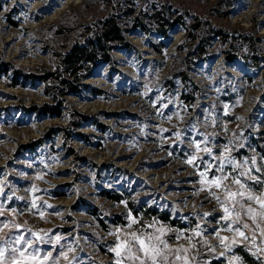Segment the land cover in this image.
<instances>
[{"label": "rangeland", "instance_id": "obj_1", "mask_svg": "<svg viewBox=\"0 0 264 264\" xmlns=\"http://www.w3.org/2000/svg\"><path fill=\"white\" fill-rule=\"evenodd\" d=\"M156 1L198 17L200 27L210 22L232 33L238 57L228 60L225 52L232 48L215 37L209 57L192 63L182 27L167 37L134 29L125 33L131 47L111 51L113 61L95 66L79 91L65 97L61 113L50 115L39 110L55 103L45 83L16 78L17 71L38 76L54 69L56 54L83 41L87 25L107 15L111 0H0V63L10 64L0 76V223L23 225L0 229V243L22 233L42 252L70 247L71 264H140L112 251L118 237L128 239L139 256L127 233H154L162 224L169 229L163 238L170 254L161 264H179L175 254L184 255V248L191 264H229L231 257L238 258L232 264H251L237 247L264 264V236L257 227L264 221L252 220L245 210L246 238L237 236L239 242L223 247L215 232L234 233L211 195L223 192L204 187L200 175L206 167L208 178L221 168L233 175L250 169L241 177L247 189L264 192V0ZM242 34L259 38L255 47ZM75 120L80 125L73 129ZM225 145L243 167L221 164ZM191 155L197 158L189 163ZM224 183L238 187L232 175ZM107 193L124 198L116 201ZM243 203L259 207L247 197ZM143 207L167 213L178 225L143 218ZM197 225L202 236L191 231ZM237 226L243 227L239 221ZM57 234L60 240L50 243ZM59 264H66L63 257Z\"/></svg>", "mask_w": 264, "mask_h": 264}, {"label": "trees", "instance_id": "obj_2", "mask_svg": "<svg viewBox=\"0 0 264 264\" xmlns=\"http://www.w3.org/2000/svg\"><path fill=\"white\" fill-rule=\"evenodd\" d=\"M172 7L171 4L156 0H111L107 15L97 19L93 25H87V29L82 33L83 41L74 42L68 50L56 54L58 63L54 69H46L43 74L38 76L17 71L16 78L22 74L21 77L25 80L35 77L44 82L45 92L51 95L55 103L46 104L39 110L41 113L58 115L61 113L60 109L64 105L65 97L70 93L79 91L82 80L91 75L95 66L102 63L110 64L113 61L111 51L118 47H131L125 33L134 29H141L146 33L155 32L162 37H167L170 30L177 26L182 27L184 30L183 43L187 45L188 54L192 56L190 60L192 63H198L209 57L208 47L215 37L232 48L225 52L228 60L238 57L233 52L235 43L232 42V33L214 28L210 22H206L207 29L205 25L200 27L201 23L198 17H188L189 13H182L179 10L175 12ZM204 31L207 32L205 35H203ZM240 37L249 41L252 46L256 45L259 40V38H253L248 34H242ZM9 66L8 63H0V76L1 73L6 74L8 72ZM186 79L187 76H185L184 81ZM192 84L194 85L193 82ZM194 88H196L195 85ZM184 99L192 102L195 98L193 94H185ZM79 125V120L70 123V127L73 129ZM107 195L116 201H121L124 198L123 193H107ZM140 210L143 218L157 217L172 225H178V222L170 218L167 213H163L154 207H143ZM93 213L99 217L96 211ZM236 252L246 263H257L252 256L243 251L242 247H237Z\"/></svg>", "mask_w": 264, "mask_h": 264}, {"label": "snow or ice", "instance_id": "obj_3", "mask_svg": "<svg viewBox=\"0 0 264 264\" xmlns=\"http://www.w3.org/2000/svg\"><path fill=\"white\" fill-rule=\"evenodd\" d=\"M227 107H225V111H227ZM179 135V133H177ZM207 139V138H206ZM201 141H195L196 149L195 151L200 150ZM204 151L211 153L212 149L205 146ZM197 157L195 155H191L188 157V162L192 163ZM248 157L244 158L245 163L248 162ZM253 163H255V158H252ZM221 164L231 163L234 167L239 166L243 167L239 164L237 160H235L230 155V147L228 145L224 146L223 153L221 154ZM250 169H244L241 173L233 175L230 172H225L223 168L220 169V175H214L211 178H208L207 175V167L204 171L200 173L201 175V183L204 187L209 189L212 186H215L218 189H221L223 195L218 192H211V195L217 199L219 202V206L224 210V215L221 217L222 220L229 221L228 228L234 233L233 236L228 237L221 234L219 230L215 232L220 239V243L223 247L228 248L231 244L239 242L237 240V236L246 238V233L244 229L250 228V225L247 221L241 219L242 213L246 210L247 215H249L252 220H260L264 221V192L260 194H256L247 189L244 180L241 179L242 176H248ZM37 175H41L37 173ZM232 175V183L237 185L238 187L233 188L230 184L224 183L228 177ZM251 179L253 180H261V177H257L256 175H251ZM264 182V181H262ZM33 190H35V186H33ZM2 191V189H0ZM247 197L250 200L255 201V203L259 207H253L252 204L243 203V198ZM33 205L36 203V197H32ZM239 205V208L237 207ZM3 207V203L0 202V208ZM38 214L43 216V211L38 210ZM0 215H3L0 212ZM204 215H208V213H204ZM129 220L134 221L135 217L129 215ZM239 221L243 227H233V224H236ZM15 227L17 229L22 228L23 225L20 224H10L7 219H5L2 223H0V229L3 227ZM152 227H156V225H152ZM257 227L261 232V235L264 236V224H258ZM117 232L120 230L117 229ZM169 231V229L162 225L157 228L156 232L148 233L146 235H140L136 232H129L127 236L131 237L132 240L136 241V247L142 252V255L137 256V252L133 251V245L130 244L128 239L120 240L118 237V242L112 248V251L116 253L119 258L121 255H128L131 258L139 259L140 264H147V261L150 260L151 264H161V258L167 260V256L170 254L167 250L169 249V244L166 239H164V233ZM183 230H178V232ZM192 233L196 236H202V232L200 231V226L191 229ZM33 236H38L39 233L33 232ZM15 239L9 238L6 242L0 243V264H59L61 258L63 257L66 261V264H71L68 261V254L72 249L69 247L68 249H62L58 253L54 254V252L49 249L45 251H41L36 248L32 239L24 238L23 234L13 233ZM177 239L180 238V235L177 234ZM189 240L192 239L191 236L188 237ZM205 242H207V238H204ZM60 240L59 234H57L55 240H51L50 243H57ZM23 241V243H21ZM229 241V243H225ZM194 245H190L192 247ZM180 248H184L183 245L179 246ZM251 250V249H249ZM184 255H181L179 251L176 252V260L179 264H191L189 257L187 255V248H184ZM223 255V253H221ZM238 259L237 257L229 258V264H232L234 260ZM118 264H124L122 260L118 259Z\"/></svg>", "mask_w": 264, "mask_h": 264}]
</instances>
